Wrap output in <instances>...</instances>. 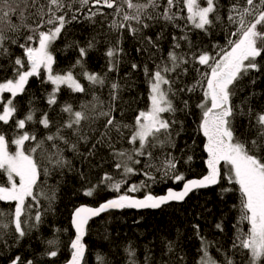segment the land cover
<instances>
[{"label":"trees","instance_id":"trees-1","mask_svg":"<svg viewBox=\"0 0 264 264\" xmlns=\"http://www.w3.org/2000/svg\"><path fill=\"white\" fill-rule=\"evenodd\" d=\"M146 2L133 0L138 4ZM68 3L71 0H65V4ZM200 3L205 5L203 0ZM234 4L243 8L245 0H217V13L221 19L214 20L207 31L195 28L187 19L184 0L174 3L172 11L178 13L174 22L157 17V13H162L167 7V0H159V8H148L142 14L141 22L123 21V13L116 15L115 8L95 5L93 0L82 9L78 3H73L71 9L65 7L56 12L58 16L67 13L65 18L71 22L65 24L59 38L50 46L54 56L53 73L65 74L71 70L85 91L74 92L67 85H61L56 94V104L49 105L48 96L55 86L42 70L39 76L29 78L24 91L15 98L8 92L2 94L0 112L10 98L17 109L7 124L0 122V133L9 141V151H16L11 141L24 131L36 135V141L25 142V151L38 141L43 140L44 143L34 153L41 174L34 188L36 200H26L21 216L26 233L24 237H19L15 231V201H0V223L7 225L6 228L0 227V264H11L17 256L21 258V264H27V261H32V264H67L73 251L71 241L75 236L72 214L80 205L99 206L125 193L139 199L149 193L160 196L169 189H179L188 179L207 173L205 138L201 128L204 109L199 105L206 103L207 107H211L210 98L204 95L207 90L204 73L210 74L211 69L193 59V54L198 57L206 52L219 59L221 49L230 50L229 40L238 38L232 35L238 25L228 19L229 15L235 16L231 11ZM13 6L17 11L10 16V20L18 29L10 30L7 20L0 23L5 36L10 38L4 43L7 51L0 49V83L17 79V69L22 72L29 65L26 50L21 45L38 46V32L34 33L32 29L41 24L39 9L43 6L47 12L48 0H35V3L33 0H14ZM98 7L100 13L88 18L90 12H95ZM124 11L135 14V10L128 9L126 5ZM217 13H213L212 18ZM73 14L77 19L72 20ZM149 16L153 18L149 19ZM43 19L47 20L48 16ZM113 21L123 23L124 27L112 28ZM144 24L148 27L145 28ZM50 27L54 25L42 24L39 31H47ZM132 28L138 31L133 34ZM28 36H33V40H27ZM185 36L187 40L183 39ZM12 40L16 42L12 43ZM89 42L94 45L92 48H88ZM176 44H179L178 48ZM81 47L87 52L83 58L79 52ZM109 48L116 50L112 58L107 56ZM172 51L184 57L187 63L181 64L175 71L162 73L170 82V85H164V91L175 109L163 113L170 127L167 131L162 129L155 137H149L145 154L138 155L135 150L140 148V141L131 142L136 131V118L141 111L149 110L152 77L157 66L171 67L169 53ZM18 58L22 60V65L15 64ZM77 60H81L82 64H77ZM257 62L259 71L250 70L247 75L242 74V78L230 88L234 93L231 97L235 113L232 128L236 138L246 142L249 149L252 147L250 141L256 138L257 133L255 117L257 113L264 112V54L257 58ZM113 64L116 68L110 71ZM133 64L137 67L133 68ZM84 73L99 74L104 78V84H92ZM113 83L118 85L117 89L111 87ZM66 104H71L74 111L83 110L88 117L78 126L80 136H86V141L74 133L77 126L62 129L61 135L69 141L68 144L60 139H45L68 121L69 114L61 111ZM249 108L252 109L251 117L239 114L241 109L248 113ZM110 109V116L99 115L101 111L108 112ZM29 112H34V120L26 121L25 128L18 129L16 120L25 118ZM44 114L50 121L48 128L40 123ZM110 118H114L113 125H107ZM116 124L120 125L118 130L114 126ZM105 132L107 135L103 137V142H98ZM72 143L77 144L76 150L70 147ZM57 149L69 162L63 167L48 160L49 155L53 160L57 158ZM119 152L132 154L133 160L140 163L127 161V155L120 157L117 155ZM257 154L264 157V148ZM169 160L175 163V169L166 167ZM122 162H128L136 172L127 175V183L117 192L102 178L105 174L114 180L124 177L123 168H116V164ZM44 168L48 169L47 175ZM228 171L227 165L223 164L216 187L194 190L181 202L142 211L124 208L91 220L84 239L86 254L82 264H130L133 260L135 264H201L205 241L208 255L218 264H225V255L235 264H248L247 250L232 247L237 231L247 232L249 225L240 220L239 186L229 182ZM145 172L149 176H145ZM180 174L183 180L172 178ZM141 182L145 186L139 191L129 190L132 184L140 185ZM8 184L6 172L0 170V186ZM93 186H96L94 194L87 196L86 190ZM225 188L231 191L224 192ZM48 197L54 198L50 202ZM37 214L41 217L39 222L35 221ZM218 223L222 225V230L216 227ZM49 241L55 243L49 244ZM129 250L134 255H130ZM51 251H57L58 255L51 257L48 255Z\"/></svg>","mask_w":264,"mask_h":264},{"label":"snow or ice","instance_id":"snow-or-ice-1","mask_svg":"<svg viewBox=\"0 0 264 264\" xmlns=\"http://www.w3.org/2000/svg\"><path fill=\"white\" fill-rule=\"evenodd\" d=\"M35 3V0H33ZM90 0H71V3L65 4V0H48L47 12L44 11L43 6L39 9V15L41 17V24L37 25L35 29H32L34 33L38 32L39 47H27L25 48L27 60L30 62V70L20 72L17 69L18 79L13 81L12 79L7 80L5 83H0V94L7 91L11 94L12 98H15L18 93H22L25 89L30 77L39 76L41 67L47 70V79L55 88L52 93L48 96V104L54 105L57 102V92L61 85H67L74 92H84V86L75 78L71 70L65 74H53V63L54 56L50 49L51 44L56 41L62 29H64L66 23L71 21L66 20V15H56V12L61 11L63 8L68 7L71 9L73 3H78L81 6L88 5ZM176 0H167V7L162 13H157V17L162 16L165 21L174 22L178 13H174L172 8ZM206 6H202L200 0H184V4L187 8V19H189L195 28L207 31V27L213 25L214 20L219 21L220 15L217 13V0H203ZM95 5H105L107 8H115V14L121 15L123 13V21H142V14L148 8H159V0H147L146 3L138 4L133 3V0H93ZM14 0H0V23L7 20L10 30L16 31L17 25L11 24L10 16L17 11V8L13 6ZM128 9H134L135 14H129L124 11V6ZM77 9V11L81 10ZM98 7L95 12H90L91 17H95L100 13ZM231 11L235 13V16L229 15L228 19L238 27L236 32L232 33L233 36H238L237 39L229 40L230 50L221 49L220 58L216 59L211 57L208 53H201L198 57L193 54V59H198L202 65H208L211 69L210 74L204 73V77H207V90L204 95L210 98L211 107H207V104H201L199 107L204 109L202 116L201 128L204 135L207 137V152L208 160L207 167L208 173L200 179L188 180L183 185L181 191H173L169 189L166 195L153 196L152 194L145 195L142 199L135 198L127 193L118 195L113 199H109L106 202L99 205L96 208L80 207L75 210L73 224L76 229V236L71 241L72 255L70 264H82V260L85 253V245L82 243V237L85 235L86 225L90 217L97 216L102 212L109 209H123V208H159L163 204L169 201H181L189 192L194 189L208 187L216 185L220 181L221 177V162L227 165L230 175L227 177L229 182H234L239 186V193L241 196V208L242 213L240 220L241 222L246 221L249 225V230L244 232L238 230L236 234V240L233 242L232 247H239L248 252V264H261L264 261V157L258 155L262 148H264V112L257 113L255 120L257 126L256 138L250 141L252 147L249 149L246 142L236 138L232 128L233 118L235 116L234 109L231 103V97L234 93L230 90L231 86L242 78L243 75H247L250 70L259 71L260 65L257 62V58L264 54V0H245V6L240 8L237 4L232 6ZM217 13L214 18L212 14ZM48 16L47 20L43 17ZM149 16V19H152ZM77 19L76 15H72V20ZM54 25L47 31H39L42 24ZM145 28L147 24L143 25ZM112 28L119 29L124 27V24H117L113 21ZM138 30L135 28L131 29V32L135 34ZM6 37L4 29L0 27V49H4V43ZM183 39L187 40L185 36ZM27 40H33V36H28ZM149 42L152 43L151 38H148ZM12 40V43H15ZM94 45L89 42L88 48H92ZM175 47H179L176 44ZM6 52L7 50L4 49ZM122 51V49H120ZM81 57L87 55L86 49L81 47L79 49ZM116 50L109 48L107 56L109 58L114 57ZM171 60V67L165 65L163 68L157 66V70L154 72L151 82V109L148 112L141 111L136 118V131L131 137V142L135 143L137 140L140 141V148L135 150L138 155L145 154V147L148 144L149 137H155L162 129L167 131L170 127L166 120H163L160 116L161 113L166 111H175L172 105V101L167 98V92L161 88L162 84H169L170 82L165 79L162 73H168L175 71L176 68L180 67L181 64L187 63V60L182 56H178L175 51L169 53ZM213 61V63H209ZM77 64H82L81 60L76 61ZM16 65H22L21 59L15 60ZM133 68L137 65L133 64ZM116 68L113 64L110 67V71ZM145 74L147 75L148 69L145 66ZM186 71V69H185ZM87 80L92 84H104V78L99 74L84 73ZM203 79V77H202ZM197 83H200L199 81ZM113 89H117L118 85L113 83L111 85ZM195 85L193 86V88ZM170 90V88H169ZM192 89H189L191 91ZM10 98L4 103L2 112H0V122L7 124L14 116L17 111L16 107L13 106V99ZM186 103V102H185ZM83 108V106H82ZM62 112L69 114V119L63 125L57 128L54 134L45 137L48 141L55 139L63 140L65 144L69 141L61 135L63 128L73 129L74 133L80 137V139L87 140L86 136H80L79 125L82 120L87 119L83 110L74 111L71 104H66L61 108ZM111 109L108 112L101 111L100 116H110ZM240 115H248L251 117L252 109L249 108L248 113H244L243 109L240 110ZM34 120V112H29L23 119L16 120V127L18 129H24L26 121ZM114 118L107 120V125H113ZM40 123L48 128L50 121L47 114H44ZM117 130L120 128L119 124L114 125ZM124 127H128L124 125ZM107 133L101 135L103 137ZM36 141V135L29 134L24 131L14 138L11 143L16 146L15 152L9 151V141L6 136L0 133V170H3L7 174L9 181L8 186H0V201H15L16 207L14 211V225L15 231L19 237L25 236V230L22 227L21 216L24 213L25 202L28 198L33 201L36 200L34 194V188L37 185V181L41 174V167L34 158V153L37 149L42 148L44 143L43 140L38 141L34 147H30L25 151L26 141ZM163 143L162 141L160 142ZM70 147L76 150L77 144L72 143ZM95 147V145H93ZM151 156V152L147 153ZM57 158L52 159V155L48 156V160L53 165L63 167L67 163L62 153L57 149L55 153ZM118 156L123 157L127 155V161L138 164L139 160H133L132 154L125 152L117 153ZM191 159V157H189ZM169 169H175V163L169 160L166 164ZM116 168H123L124 177L120 180H114L108 174L102 178V181L108 184L113 190L119 192L122 185L127 183V175L134 174L136 169L129 166L128 162L117 163ZM45 175L48 174V169H43ZM167 171L165 175H167ZM145 176H149L148 172L144 173ZM15 177H19V183L15 181ZM154 179L153 177H150ZM173 179L180 181L184 177L182 174L174 175ZM145 185L141 182L140 185L132 184L130 186L131 192L139 191L141 187ZM95 187L88 188L85 192L87 196H92L95 192ZM224 192L231 191L229 188L223 189ZM44 195V193H40ZM54 197H48L51 200ZM2 215V214H0ZM41 219L40 215L35 216V221L39 222ZM0 227L6 228V224L0 223ZM216 227L222 230V225L217 224ZM203 239V238H201ZM49 244L55 243V241H49ZM171 251V245H169ZM130 251V255H134V252ZM51 257L58 255L57 251H51L48 253ZM12 264H21V258L19 256L12 260ZM27 264H32V261H27ZM130 264H135V261H130ZM201 264H218L217 261L212 259L207 252V242L205 241L204 257L201 260ZM225 264H235V261L229 259L225 255Z\"/></svg>","mask_w":264,"mask_h":264},{"label":"water","instance_id":"water-1","mask_svg":"<svg viewBox=\"0 0 264 264\" xmlns=\"http://www.w3.org/2000/svg\"><path fill=\"white\" fill-rule=\"evenodd\" d=\"M29 62V61H28ZM30 63V62H29ZM202 133H203V130H202ZM203 135H204V133H203ZM204 138H205V145H204V151H205V154H206V167H207V160H208V152H207V148H206V145H207V137L204 135ZM224 164V162H221V165H220V168H221V166ZM207 173H208V167H207ZM207 173L205 174V175H207ZM204 176V175H203ZM203 176H201V177H197V178H191V179H188V180H192V179H200V178H202ZM221 178V177H220ZM188 180H186V181H184V183H186ZM184 183L182 184V186L179 188V189H175V188H172L171 190H173V191H181L182 189H183V185H184ZM219 184V183H218ZM218 184H216V185H211V186H208V187H203V188H212V187H216ZM200 189V188H199ZM194 190H197V189H194ZM194 190H192V191H194ZM168 191V190H167ZM191 191V192H192ZM191 192H189L188 193V195L191 193ZM167 194V192L166 193H164V194H162V195H166ZM162 195H160V196H162ZM187 195V196H188ZM186 196V197H187ZM185 197V198H186ZM184 198V199H185ZM139 199V198H138ZM140 199H142V198H140ZM182 201V200H181ZM181 201H169V202H167V203H165V204H163L162 206H164V205H168V204H170V203H172V202H181ZM161 206V207H162ZM80 207H89V208H96V207H99V206H91V205H88V204H83V205H80L79 207H77V208H80ZM76 208V209H77ZM75 209V210H76ZM124 209V208H123ZM123 209H109V210H107V211H105V212H102V213H100L99 215H97V216H93V217H90L89 218V220H88V223H87V225H86V229H85V235L82 237V243L85 245V242H84V239H85V237H86V232H87V226H88V224H89V222L91 221V220H93V219H96V218H98L99 216H101V215H103L104 213H107V212H110V211H122ZM133 209H135V210H138V211H142V210H145V209H149V208H142V209H136V208H133ZM75 210H74V212H73V214H72V221H73V219H74V214H75ZM72 225H73V228H74V231H75V236H76V229H75V226H74V224H73V222H72ZM75 236H74V239H75ZM73 239V240H74ZM85 248H86V245H85ZM85 254H86V250H85V253H84V257H83V260H82V263H83V261H84V258H85ZM70 260H71V258H70ZM70 260H69V262L67 263V264H70Z\"/></svg>","mask_w":264,"mask_h":264},{"label":"rangeland","instance_id":"rangeland-1","mask_svg":"<svg viewBox=\"0 0 264 264\" xmlns=\"http://www.w3.org/2000/svg\"><path fill=\"white\" fill-rule=\"evenodd\" d=\"M203 6H206V5H203ZM39 47V43H38V46L36 47V48H38ZM50 50V49H49ZM28 61V60H27ZM30 67H31V65H30V63H29V65L23 70V71H28V70H30ZM42 70H44L45 71V74H46V76H48V73H47V70L45 69V68H43V67H41V69H40V71H42ZM22 71V72H23ZM54 74V73H53ZM55 75V74H54ZM17 79H18V77H17ZM16 80V79H15ZM15 80H13V81H15ZM7 82V81H6ZM5 83V82H4ZM164 85L165 84H162L161 85V88H162V90L164 91ZM55 86V85H54ZM5 92H7V91H5ZM3 94V93H2ZM2 94H0V101H1V99H2ZM150 109H151V96H150V107H149V110L148 111H150ZM148 111H146V112H148ZM164 113V112H163ZM163 113H161L160 114V116H161V118L163 119V120H166L165 118H164V116H163ZM137 141H139V140H137ZM227 169H228V167H227ZM229 172V171H228ZM229 175H230V172H229ZM228 174H227V176H229ZM15 181H16V183L18 184L19 183V177H15ZM16 203V202H15ZM12 264V263H11Z\"/></svg>","mask_w":264,"mask_h":264}]
</instances>
